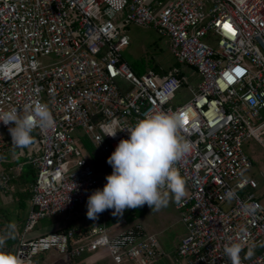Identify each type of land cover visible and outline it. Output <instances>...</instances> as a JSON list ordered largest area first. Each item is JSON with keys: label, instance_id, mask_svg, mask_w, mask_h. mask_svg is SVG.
<instances>
[{"label": "built area", "instance_id": "built-area-1", "mask_svg": "<svg viewBox=\"0 0 264 264\" xmlns=\"http://www.w3.org/2000/svg\"><path fill=\"white\" fill-rule=\"evenodd\" d=\"M121 12L123 25L114 22ZM128 23L154 28L174 61L198 73L184 104L172 102L180 88L192 90L185 70L181 77L152 68L136 74L124 60ZM51 53L55 60L43 64ZM38 102L48 104L53 126L34 130L27 158L0 167V188L10 197L23 165L35 171L24 230L12 247L23 264H37L34 256L47 251L73 259L106 249L117 264H150L163 254L140 224L111 231L105 211L87 228L69 227L102 189L73 133L112 172L107 159L130 137L127 129L158 112L186 116L180 134L192 145L176 165L188 195L176 205L184 234L170 264H230L229 241L243 245L241 264H264V200L253 192L257 180L245 175L252 160L243 149L248 138L264 145V0H0V111L20 113ZM11 126L0 122V157L21 149L12 146ZM57 213L65 214L62 226L27 238L33 223Z\"/></svg>", "mask_w": 264, "mask_h": 264}, {"label": "clouds", "instance_id": "clouds-1", "mask_svg": "<svg viewBox=\"0 0 264 264\" xmlns=\"http://www.w3.org/2000/svg\"><path fill=\"white\" fill-rule=\"evenodd\" d=\"M0 122L8 127L12 146L27 148L34 143L35 129H50L54 124L53 115L47 103H36L23 108L0 111ZM185 119L178 113L158 112L146 115L127 129L128 139H121L108 157L107 163L113 171L105 177L107 183L102 189L94 190L87 199L86 216L98 219L99 214L112 210V215H122L126 209H136L147 204L152 211L167 207L170 202L180 203L186 195V180L176 165L192 150L180 130ZM117 131L107 136L115 137ZM232 191L225 194L227 199ZM6 236L17 231L14 222L6 226ZM6 237L0 236V249ZM243 245L229 241L224 245V255L230 264H241ZM248 255H251V248ZM0 264H23L20 256L0 251Z\"/></svg>", "mask_w": 264, "mask_h": 264}, {"label": "rangeland", "instance_id": "rangeland-1", "mask_svg": "<svg viewBox=\"0 0 264 264\" xmlns=\"http://www.w3.org/2000/svg\"><path fill=\"white\" fill-rule=\"evenodd\" d=\"M124 18V12L118 13L114 18V22L116 24L123 25ZM124 32L130 39V44L122 50V56L128 64H131L134 60L140 59L143 56L147 59L152 58L154 60L152 61L153 63H157L161 67L166 69L167 72H171L170 69L174 62V57L171 53L170 43L166 37L160 36L158 32L152 27H144L134 23H128ZM54 60L55 55L52 53L41 57V61L43 64H50ZM182 69L186 71V80L191 84L192 90H189L187 87L180 88L172 102L174 106L182 105L186 101H188L189 98L193 95L196 85L199 82V75L195 71V69L188 67H182ZM83 139L84 137L79 136L78 130L73 133L74 145L79 148L81 155L86 158L87 150L84 146ZM23 149H25V151H28L29 147ZM243 149L252 160V165L245 175L247 177H253L257 180L258 187L254 189L253 192L258 198L264 200V145L253 138H248L243 142ZM25 158H27V156H21L19 160H23ZM90 164L94 168L99 183L103 188L107 182L105 181V178L102 176V174L105 175L106 173L96 167V165H94L91 160ZM29 169L30 168L27 166V172H29ZM28 185L29 183H27L25 187L27 188V190ZM11 189L12 192L15 191L14 181H11ZM0 193L2 194V198L0 194L1 217L5 214H11V211H13V209L15 208V204H5L7 200L6 198H3L1 188ZM14 193L16 194V192ZM187 195L188 188L186 186L185 197ZM177 204L178 203L170 202L167 207L161 208L158 211H152V209L147 204H145L144 206H142V213L140 215L137 214L138 216L133 217L131 220L122 219L112 223L114 226L111 227V231L119 230L120 232H124L128 228L135 226L136 224H140L145 235L154 234L160 243L161 241H164V243L168 245L178 235L180 227H183V224L181 222L180 210L176 207ZM222 207L225 208L224 205H222ZM126 211H130V209H126L124 212ZM105 212L106 219L113 217L112 210H106ZM74 222L76 223V221ZM64 223L65 214L57 213L52 216L39 219L37 222L33 223L26 230V234H35L39 232H48L51 230H55L56 228L62 226ZM18 230L19 229L17 228V233L22 232L24 230V225L21 227V231L18 232ZM5 249L6 248L3 247L2 249H0V251H3ZM166 250H168V248H166ZM166 250L164 249V255L156 256L150 262H154V264H170L171 261H168V259H171V257L176 254V249L174 250V252ZM9 252L12 253V248L11 250H9ZM166 252H168L169 254H167ZM52 253L53 252L50 251L40 253L34 256V259L36 260L37 264H113L112 262H110L111 258L108 255L106 249H99L96 253H84L81 256H77L73 259L58 255H53L51 257L50 255H52ZM94 260L96 262H93ZM137 264H141V261L138 260Z\"/></svg>", "mask_w": 264, "mask_h": 264}, {"label": "crops", "instance_id": "crops-1", "mask_svg": "<svg viewBox=\"0 0 264 264\" xmlns=\"http://www.w3.org/2000/svg\"><path fill=\"white\" fill-rule=\"evenodd\" d=\"M24 152H25V149H11V150L7 151L4 155H2L0 157V167L6 168L8 165L13 164L15 161H22L19 159L21 158V156L23 155ZM25 165H28V164H24L22 167V171L19 173H16L14 175V177H12V179H11V181H14V189H15L14 192H16V194L14 192H12V189H11V197L3 195V198H6V200H7V202L4 201L5 204H15V208L13 209V211H11V214H9V215L5 214L4 216L0 217V235L6 237V243L4 245V248H6V249L3 250V252H9V250H11L14 242L16 241V239L19 236V233H17V231L13 234V236H6L7 224L10 222H14L16 224L17 228L19 229L18 232L21 231V227L24 224V220H25L28 208L30 206L31 184L35 179V171L31 166L32 171L28 170L29 172H27ZM107 175L108 174H105V175L102 174V176L104 178ZM31 179H33V180H31ZM11 181H10V188H11ZM105 181H106V179H105ZM27 183H29L28 190H27V188H25ZM8 197H10V198H8ZM1 198H2V194H1ZM105 215H106V212H105ZM80 219H84V220H80ZM107 220H108V218L106 219V224L108 226L113 227L114 225L108 224ZM74 221H76V223ZM74 221L70 222L69 225L74 226L77 229L87 228L94 223V220L87 218L86 215L83 216L82 218L80 217L79 219H76ZM45 232H39V233H35V234H26V236H27V238H31V237H35V236L40 235V234L45 233ZM183 232H184V227H180L178 235L168 245L166 243H164V241L163 242L161 241V243L159 242L160 247L163 250L162 255H164V249L166 250V248H168V250H166V251H173L174 252V250L177 248V245H178V242H179L181 236L184 234ZM12 237H13V239H12ZM97 251H94V252L96 253ZM85 253H92V252H85ZM166 253L169 254L168 252H166ZM53 255H56V254H52L50 256L52 257ZM168 261H170V259H168ZM93 262H96V261L94 260ZM110 262H112L113 264H117L112 259ZM149 263L154 264V262H149ZM123 264H135V263L126 262ZM141 264H147V262L146 263L142 262Z\"/></svg>", "mask_w": 264, "mask_h": 264}, {"label": "trees", "instance_id": "trees-1", "mask_svg": "<svg viewBox=\"0 0 264 264\" xmlns=\"http://www.w3.org/2000/svg\"><path fill=\"white\" fill-rule=\"evenodd\" d=\"M152 61H154L152 58L147 59L146 57L142 56L140 59L134 60L130 64V66L136 74H142L147 68H152L159 73H167L166 69H164L163 67H161L157 63H153ZM182 67H184V66L177 63L176 61H174L172 64V67L170 69L171 73L175 74L179 77L183 76L185 74V71H184V69H182ZM83 143H84V146L87 150V154H88L90 160L94 163V165H96V167H98L100 170L104 171L106 174L110 175L112 172L94 156L92 144L85 138L83 139ZM27 166L30 168L29 170L32 171L31 166L25 165V167H27ZM31 180H33V179H31ZM30 197H31V195H30ZM141 213H142V207H138L136 209H130V211H126L122 215H117V216H113V217L109 218L107 220V222H108V224L112 225V223L119 221V220H122V219L131 220L133 217L138 216ZM69 227H70V225H69ZM12 239H13V237H12Z\"/></svg>", "mask_w": 264, "mask_h": 264}, {"label": "snow or ice", "instance_id": "snow-or-ice-1", "mask_svg": "<svg viewBox=\"0 0 264 264\" xmlns=\"http://www.w3.org/2000/svg\"><path fill=\"white\" fill-rule=\"evenodd\" d=\"M226 27H229V26H227V25H226ZM237 71L239 72L240 70H239V69H237ZM184 119H185V123H186V122H187V117L185 116V118H184Z\"/></svg>", "mask_w": 264, "mask_h": 264}]
</instances>
